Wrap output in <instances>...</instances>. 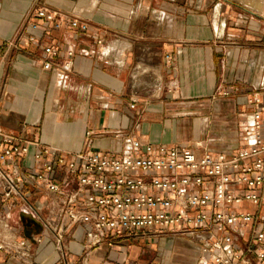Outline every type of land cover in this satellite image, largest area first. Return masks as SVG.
<instances>
[{
	"label": "crops",
	"instance_id": "crops-1",
	"mask_svg": "<svg viewBox=\"0 0 264 264\" xmlns=\"http://www.w3.org/2000/svg\"><path fill=\"white\" fill-rule=\"evenodd\" d=\"M39 8L78 18L89 31L30 18ZM20 32L18 47L0 59V125L31 143L30 167L41 148L121 153L128 140L236 153L249 144L256 110L249 99L259 96L264 107V0H0V41ZM49 46L58 54L46 70ZM26 196L38 217L22 207L10 225L19 238H42L33 245L38 263L56 264L42 222L58 217L57 197L32 189ZM202 237L126 236L85 263L196 264ZM65 238L68 261L80 263L82 228ZM249 243L245 235L239 246Z\"/></svg>",
	"mask_w": 264,
	"mask_h": 264
},
{
	"label": "built area",
	"instance_id": "built-area-1",
	"mask_svg": "<svg viewBox=\"0 0 264 264\" xmlns=\"http://www.w3.org/2000/svg\"><path fill=\"white\" fill-rule=\"evenodd\" d=\"M33 12L30 18L53 23L57 29L66 23L70 29L89 31L78 18L44 8ZM22 37L20 32L13 40L0 41V59L6 49L18 47ZM27 40L38 42L32 36ZM43 52V68L49 70L58 48L45 47ZM249 103L256 107L249 144L236 153L199 155L195 148L128 140L121 153L64 155L41 148L30 167L26 159L31 143L7 134L0 125V264L3 255L5 262L40 264L33 245L42 238L34 242L19 238L10 225L12 214L22 207L38 217L26 196L29 189L57 197L58 217L42 222L53 234L56 264H75L68 261L71 252L65 244L75 226L82 228L84 237L78 264H86L99 246L140 233L202 235L196 264H249L252 258L263 264L264 107L257 95ZM57 175L63 179L57 181ZM245 235L250 240L247 248L239 246Z\"/></svg>",
	"mask_w": 264,
	"mask_h": 264
}]
</instances>
